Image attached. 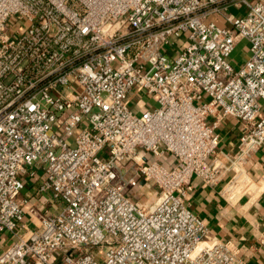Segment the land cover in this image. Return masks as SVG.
I'll use <instances>...</instances> for the list:
<instances>
[{
	"label": "built area",
	"instance_id": "1",
	"mask_svg": "<svg viewBox=\"0 0 264 264\" xmlns=\"http://www.w3.org/2000/svg\"><path fill=\"white\" fill-rule=\"evenodd\" d=\"M259 151L264 0H0V264H243L188 194Z\"/></svg>",
	"mask_w": 264,
	"mask_h": 264
},
{
	"label": "crops",
	"instance_id": "2",
	"mask_svg": "<svg viewBox=\"0 0 264 264\" xmlns=\"http://www.w3.org/2000/svg\"><path fill=\"white\" fill-rule=\"evenodd\" d=\"M246 45L245 40L241 41L238 53L246 55L248 53ZM236 128L235 119L229 118L222 123L219 131L224 147L236 146L238 139ZM249 168L255 176L264 172L263 152L255 153ZM222 186L223 184L211 188L199 178H195L188 194L190 208L205 220L213 235L232 242L243 264H264V244L260 242L264 236V193L244 196L231 203L221 196ZM29 189H25L24 193L28 194ZM33 201H36V198Z\"/></svg>",
	"mask_w": 264,
	"mask_h": 264
},
{
	"label": "rangeland",
	"instance_id": "3",
	"mask_svg": "<svg viewBox=\"0 0 264 264\" xmlns=\"http://www.w3.org/2000/svg\"><path fill=\"white\" fill-rule=\"evenodd\" d=\"M237 54V55H236ZM235 54V57H234V59L237 61V60H239L240 59V56H239V54L238 53H236Z\"/></svg>",
	"mask_w": 264,
	"mask_h": 264
}]
</instances>
